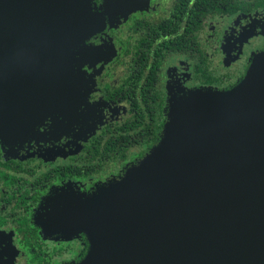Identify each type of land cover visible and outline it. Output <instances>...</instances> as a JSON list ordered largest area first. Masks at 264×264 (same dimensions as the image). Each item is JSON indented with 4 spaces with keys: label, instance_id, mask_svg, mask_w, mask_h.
Returning <instances> with one entry per match:
<instances>
[{
    "label": "water",
    "instance_id": "obj_1",
    "mask_svg": "<svg viewBox=\"0 0 264 264\" xmlns=\"http://www.w3.org/2000/svg\"><path fill=\"white\" fill-rule=\"evenodd\" d=\"M86 7L0 0V138L41 121L57 93L73 95ZM52 218L86 238L72 264H264V51L235 86L172 102L142 158Z\"/></svg>",
    "mask_w": 264,
    "mask_h": 264
},
{
    "label": "flooded vegetation",
    "instance_id": "obj_2",
    "mask_svg": "<svg viewBox=\"0 0 264 264\" xmlns=\"http://www.w3.org/2000/svg\"><path fill=\"white\" fill-rule=\"evenodd\" d=\"M83 2L93 26L76 44L73 95L0 138V264L77 262L86 238L56 230L53 211L142 158L172 102L235 86L264 51V0Z\"/></svg>",
    "mask_w": 264,
    "mask_h": 264
}]
</instances>
